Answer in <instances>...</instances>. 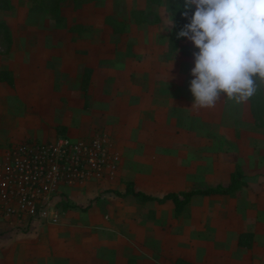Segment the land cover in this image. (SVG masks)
<instances>
[{"label": "crops", "instance_id": "1", "mask_svg": "<svg viewBox=\"0 0 264 264\" xmlns=\"http://www.w3.org/2000/svg\"><path fill=\"white\" fill-rule=\"evenodd\" d=\"M18 1L26 3L28 0ZM8 2L11 6L16 3V0H8ZM28 3L31 8V1ZM29 4H25L26 7ZM19 8L17 7V10ZM17 14L10 18L0 17V24L4 23L7 29L8 47L7 61L3 67H0V71H8L13 78V87L0 81V161L4 152L12 145L31 138L35 141H43L40 138V132L50 133L47 141L58 136H67L74 140L87 138V135H82L86 132L84 126L82 128L77 123L69 121V118L72 120L77 118V112L66 101L67 98L64 100L67 95L64 85H69L67 74L73 72L74 82L71 86L76 89V93L80 92L84 103L80 90L81 80L84 70L90 69L89 101L93 95L92 81L96 69V58L108 51L106 48L102 50L103 52L92 48L85 57L70 51L65 53L63 38L58 37V34L39 32L41 28H38V32L29 31L24 13L22 17L20 15L18 17ZM53 22L56 24L54 20ZM20 25L23 27H18ZM47 48L53 50L55 54L48 59V63L53 64V67L45 64L47 58L44 59L42 53ZM150 50L151 53L154 51ZM156 53L158 54V51ZM157 54L153 56L158 61ZM65 56L72 59L66 61ZM39 57L44 59V65L38 64ZM109 61L104 59L105 66L111 65ZM157 61L156 65L144 68L146 72H149L146 79L141 80L139 73L142 71L135 72L137 80L128 82V86L124 87L120 93L119 111L115 107L108 108L107 105L110 102L108 98L113 97L103 95L104 111L92 112L93 116L101 121L102 129L98 132L103 131L114 138L118 131L123 138L125 133L126 142L130 141L135 132L134 128L142 126L144 130H148L150 126L152 129H157L159 125L157 123L142 124L143 115L146 113L143 108L147 98L168 103L173 102L177 95L184 97L188 100V112H184L180 117L182 121L190 122L184 125L183 133H191L186 136L192 144L188 147L183 145L182 151L197 153L198 155L192 157L195 161L201 163L205 160L207 165L208 163L211 165L209 168L220 170V179L215 181L214 186H227L230 175L236 167H239L245 187L232 196L199 197L221 198L225 205L219 209L220 212L210 215L214 218V222L207 225L206 221L197 220L199 224L191 226L196 220H189L184 225L185 230L176 231V228L172 226L162 230L164 228L162 226L132 228L126 225L121 227L111 225L105 220L106 216L100 213L101 198L99 201L98 195L96 196L98 188L104 184L103 180H93L71 187L63 186L57 195L56 208L58 200L65 195L71 194L73 198L76 193L87 191L89 199L94 200L82 209L88 212L80 215L79 212H71L72 215L65 212L59 216L57 224L36 221L27 230L15 228L0 217V233L4 234L0 236V264H176L178 259L189 264H264V141L260 144L257 130L241 127L243 124L251 125L249 104L244 102L233 107L230 100L224 97L213 108L191 109L193 97L185 70L181 68L177 71L174 67L168 66L164 68L158 65ZM160 69H166V72L175 75L179 73L183 81L178 85L175 81L161 80L158 74ZM104 87H107L105 83ZM177 89L181 91L177 93ZM111 111H118L119 117ZM169 116L170 114L166 113L163 119L172 120ZM118 120L121 122L123 120L120 128H116L117 125H115ZM149 120L157 122V118L153 116H150ZM138 121L141 123L138 124ZM47 122H50L55 130L51 132L41 130L43 126L48 128L50 124ZM237 122L241 123L239 129L236 127ZM57 125L63 126L61 130L64 133L56 132L59 127ZM169 126L172 127V124ZM169 129L172 130V128ZM123 138H120L122 147L117 148L122 154L128 150V143H125ZM100 182L103 183L95 184ZM113 191L124 192L110 190V194L115 195ZM127 198L134 199L131 196L124 199ZM194 198L198 196L193 197L192 200ZM93 203H96L95 206ZM147 203L156 204L155 202ZM168 203L173 205L170 201L156 205L164 206ZM173 214L176 216L174 207ZM70 215L71 218H69ZM68 218L71 220L66 224ZM61 220L65 224H62ZM168 225H174V223H168ZM209 232L211 233L207 234ZM242 233L252 234L250 248L238 245V237ZM14 253L18 255L22 253L23 258L19 257L12 263L10 258L14 256L6 255Z\"/></svg>", "mask_w": 264, "mask_h": 264}, {"label": "rangeland", "instance_id": "2", "mask_svg": "<svg viewBox=\"0 0 264 264\" xmlns=\"http://www.w3.org/2000/svg\"><path fill=\"white\" fill-rule=\"evenodd\" d=\"M28 1L25 3L16 0V3L10 6L11 1L0 0V17L10 18L16 16V13H18V17L19 15L22 17L24 13L23 16H25V22L28 24L29 31L38 32V28H41L39 32L44 34H58V37L64 39L65 53L70 51L81 57H85L92 48H95V50L99 49L101 52H103L104 48L108 49L105 54L102 53L101 56L96 58V69L92 81L93 95L86 105L83 103L80 92L76 93V89L71 86L74 82L73 72L67 74L69 85H64V91L67 92L64 100L67 98L66 101L77 112V118H74V120L69 118V121L70 123H77L82 128L83 126L85 127L86 132L82 135H87L88 137L93 131H100L99 129H102L100 127L101 121L99 118L94 117L92 112L97 111L99 113V111H104V105H102L103 95L106 94L113 97L108 98L110 102L107 106L108 108L115 107L119 111V107H121L119 105L121 91L124 90V87L128 86V82L137 80V73H135L137 70L142 71L139 73L141 74V80L148 77L149 72H146L144 68L156 65L157 59L153 54H157V51V55H159L158 65L164 68L167 66L170 68L174 67L177 71L183 68L188 81L192 79L190 70L194 66L193 52L198 51V49H195L192 43L186 39L184 45L191 50L188 55H183L180 51H168V38L173 29L171 26L168 27V24L173 20V16L166 12L165 0H65L61 8L64 18V22L61 24L53 22L54 18L48 11V8L46 9L42 0L32 1L31 8ZM25 4H29L28 7ZM37 5L43 7L42 11L36 8ZM17 7L20 8L17 10ZM133 9L142 10L149 17L150 22L136 24L133 18H131V11ZM155 17H157V20H155ZM18 27L23 26L20 25ZM6 31L4 23H1L0 67H3L7 61ZM88 45L90 46L87 47ZM150 49L154 50L153 54ZM42 54L44 55V59L47 58L45 64H48V67H53V64L48 63V59L55 56L54 51L47 48ZM44 59L39 57L38 64L44 65ZM64 59L68 61L72 57L65 56ZM104 59L105 61L110 60L111 65L105 66ZM68 69H70L69 66ZM158 74L161 80L168 79L175 81L178 85L179 82L183 81V78L178 75L179 73L175 75L166 72V69H160V73ZM104 83L107 87H104ZM259 88L264 100V83H261ZM180 91L179 89L176 90L177 93ZM110 99H113V101ZM146 100L147 102L143 108V111L146 110V113L143 115L144 120L142 124L151 125L157 123L159 124L157 129H152L150 126L148 130H144L142 126L137 129L134 128L137 134L134 132L133 138L127 142L125 140V133L123 138L122 134L117 131L118 134L114 138H111L109 134L108 136L104 132L107 138L110 139L112 148L119 154L120 162L117 173L112 178L104 179V184L96 192V196L98 195L97 200L100 201L101 198L100 205L102 204V206L99 207L100 213H103L106 216L105 220L111 225H115V227H121V225L132 228L162 226L164 227L162 230H165L167 227L172 226L176 228V231H180L181 229L185 230L184 225L189 220H196L191 226L198 225L197 220L206 221L205 224L207 225L210 222H214V218L211 216H213L214 212H220L219 209L225 205L224 200L221 198H194L191 204L185 208L184 213L174 216L173 205L169 203L164 206H158L154 203L140 204L135 199H121L110 194V190L124 191L126 185L132 183L135 190L147 195L161 197L170 192L177 193L211 187L215 185L217 179H220L219 169L214 170L215 168H209L211 165L209 163L207 165L205 160H202L201 163L195 161L192 157L198 155L197 153L193 154L182 151L183 145L188 147L192 144L186 136L191 133H183L184 125H188L190 122H184L180 117L184 112H188V100L178 95L173 102L168 103L167 101L148 100V98ZM246 102L250 108L249 101ZM230 103L233 107L239 106L234 101L230 100ZM118 111H111V113L113 112V114L119 117ZM166 113L170 114L169 118L172 120L163 119ZM150 116L155 117V119L157 118V122L150 121ZM251 119V125L243 124L241 127L257 130L256 134L261 144L264 141V115L256 123L253 117ZM48 123L50 124V122ZM140 123L141 121H138V124ZM171 124L172 127L169 126ZM240 124L236 123L238 129ZM50 125L48 128L43 126L41 130L47 132L55 130L53 125ZM115 125H117L116 128H120L123 125V120L122 122L118 120ZM57 126L59 128L63 127L62 125ZM72 128L75 129L74 127ZM169 128H172V130ZM56 132L61 133L62 130L56 129ZM40 133V138L43 141L49 139L50 133ZM120 138H123L125 143H128V150L123 154L117 149L118 147H122ZM206 143L208 144V142ZM124 148L126 149L125 145ZM203 157H205V154H203ZM103 182L95 184L101 185ZM71 196V194L69 196L65 195L58 200L57 210L58 213L60 212L59 216L65 212H79V215L83 212H88L82 209L94 201L89 199L87 191H80L73 198ZM95 204L93 203V206ZM71 215L69 218H71ZM69 218L66 220V224L71 220ZM61 223L65 224L63 220H61ZM168 223H174V225H168ZM200 223L202 224L201 221ZM2 235L4 234L0 233V236ZM6 256H14L10 258L12 263L19 257L23 258L22 253Z\"/></svg>", "mask_w": 264, "mask_h": 264}, {"label": "clouds", "instance_id": "3", "mask_svg": "<svg viewBox=\"0 0 264 264\" xmlns=\"http://www.w3.org/2000/svg\"><path fill=\"white\" fill-rule=\"evenodd\" d=\"M183 7L188 23L176 38L198 49L190 70V108H213L224 97L248 101L257 81L264 83V0H184Z\"/></svg>", "mask_w": 264, "mask_h": 264}, {"label": "built area", "instance_id": "4", "mask_svg": "<svg viewBox=\"0 0 264 264\" xmlns=\"http://www.w3.org/2000/svg\"><path fill=\"white\" fill-rule=\"evenodd\" d=\"M119 157L98 131L83 139L58 136L10 146L0 161V217L22 230L36 221L57 224L61 188L112 178Z\"/></svg>", "mask_w": 264, "mask_h": 264}, {"label": "trees", "instance_id": "5", "mask_svg": "<svg viewBox=\"0 0 264 264\" xmlns=\"http://www.w3.org/2000/svg\"><path fill=\"white\" fill-rule=\"evenodd\" d=\"M31 2L35 0H30ZM45 4L46 9L51 13L56 23H63L64 18L61 13V4L65 0H42ZM184 0H165V10L173 16L174 27L168 39V51L175 52L180 51L183 55H188L190 49L184 45L186 38H176V33L181 30V28L188 23V19L183 16L184 11L186 10L183 7ZM36 8L39 11H42L43 7L37 5ZM194 11V7L191 10H188L189 16H191ZM131 18H133L136 24H141L143 22H150L149 17L144 14L142 10H132ZM157 20V17H155ZM119 23V22H113ZM91 70L85 69L80 90L84 97V105L88 102V88L91 82ZM0 81L7 83L10 87H13V78L8 71H0ZM260 82L257 81V91L255 96H252L248 101L250 103L251 115L256 123L260 120V117L264 115V100L259 88ZM57 129H61L57 127ZM63 129V128H62ZM243 176L239 167H236L235 171L230 175V182L227 186L216 185L208 187L205 189H195L190 191H180V192H171L166 194L161 198H157L151 195L144 194L142 192L136 191L132 183H128L123 193L113 191L117 197L125 198L131 196L140 204L147 202H155L156 204H163L166 201H170L173 204L174 212L177 216L181 215L185 208L190 205L193 197H209V196H232L239 192L245 187L243 182ZM252 243V234L242 233L238 237V245L243 248H250ZM176 264H189L183 260L178 259Z\"/></svg>", "mask_w": 264, "mask_h": 264}]
</instances>
